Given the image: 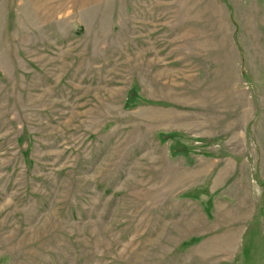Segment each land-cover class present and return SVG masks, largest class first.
Returning <instances> with one entry per match:
<instances>
[{"label":"rangeland","instance_id":"374dc122","mask_svg":"<svg viewBox=\"0 0 264 264\" xmlns=\"http://www.w3.org/2000/svg\"><path fill=\"white\" fill-rule=\"evenodd\" d=\"M0 264H264V0H0Z\"/></svg>","mask_w":264,"mask_h":264}]
</instances>
